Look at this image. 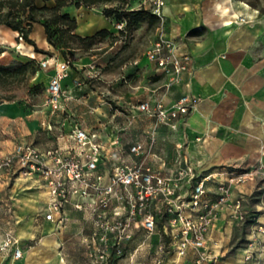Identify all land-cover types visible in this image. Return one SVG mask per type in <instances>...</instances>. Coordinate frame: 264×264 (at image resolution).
I'll use <instances>...</instances> for the list:
<instances>
[{
	"label": "crops",
	"instance_id": "1",
	"mask_svg": "<svg viewBox=\"0 0 264 264\" xmlns=\"http://www.w3.org/2000/svg\"><path fill=\"white\" fill-rule=\"evenodd\" d=\"M39 2V5L54 4L53 0ZM120 3V0H112L96 7L71 4L64 6L62 11L76 19L74 33L85 36L100 29L117 30L113 18L104 15L102 9ZM121 6L136 8V0H123ZM163 12L167 36L177 43L178 51L192 57L190 73L182 74L178 83L167 86V76L154 69L145 53L131 62L126 89L117 88L119 82L113 71H103L98 76L100 85L96 83L93 89L91 81L78 83L82 77L87 78L86 69L81 75L70 65L68 75L61 81L63 95L55 108L47 106L23 116V107L17 101H0V153L11 149L15 135L41 134L43 130L56 132L50 146L31 142L40 151L69 147L72 144L68 137L70 131L82 126L96 134L103 144V160L99 167L106 179L113 164L130 159V143L137 139L148 140L154 118L139 111L138 102L156 97L170 105L186 92L196 96L198 101L178 130L156 128L154 149L164 148L166 170L174 167L175 145L182 141L197 170L264 166V15L255 14L240 0H165ZM234 15L251 16L252 19L242 23L229 22ZM34 24L46 44L43 26L39 22ZM17 35L18 31L0 25V37L7 38V44L12 47L24 49L27 61L44 59L45 53L14 40ZM155 36L156 26L154 39ZM107 53L108 50H104L98 57L97 54L93 56L101 58L99 64L104 66L108 62ZM54 57L58 61L64 59L62 55L55 54ZM91 57H79L73 65L82 69L92 61ZM54 68L51 63L45 69H39L32 78L46 76V86ZM68 101L80 103L79 109L73 110L80 117V123L74 127L69 125V128L65 126L68 125L65 114L72 111V107L66 106ZM147 161L157 164L151 157ZM209 187L213 196L214 184ZM260 191V179L232 189L206 234L205 247L216 255V264L264 263V230L256 229L258 224L264 228V197L258 193ZM240 197L244 215L253 214V221L236 219L233 204ZM47 201V189L37 173L21 175L16 170L0 171V223L3 224L0 225V239L10 230L18 237L21 249L19 257L12 251H0V264H82L84 249L75 248L72 238L83 240L89 232L88 226L82 224L78 231L63 233L72 221L83 219L82 212L68 205L63 228L57 224L58 215L48 209ZM240 223L241 241L234 237V229ZM141 235L142 230L138 229L133 245ZM157 236L153 235L151 241L155 242ZM166 259V264H193V251L188 249L186 255L177 260Z\"/></svg>",
	"mask_w": 264,
	"mask_h": 264
},
{
	"label": "built area",
	"instance_id": "2",
	"mask_svg": "<svg viewBox=\"0 0 264 264\" xmlns=\"http://www.w3.org/2000/svg\"><path fill=\"white\" fill-rule=\"evenodd\" d=\"M164 4L165 0H136L133 9H147L157 18L156 36L146 57L157 72L167 76L169 86L178 83L182 74L192 71V57L178 51L177 43L167 36ZM250 19L251 16L234 15L229 22ZM114 26L124 31L125 21H117ZM51 63L55 68L45 86V103L55 108L63 95L61 81L68 75L70 60L58 61L48 56L38 65L45 69ZM197 101L196 96L186 92L170 105L156 97L139 101L137 109L154 118L148 140L130 143V159L113 164L106 179L99 167L103 144L96 134L82 126L70 131L69 147L42 152L31 142L14 143L9 151L0 153V171L37 173L47 189V207L58 215L57 224L61 227L66 222L68 205L87 217L90 229L84 238L82 264H166V257L172 261L180 259L188 249L193 251V264H216V255L205 247L206 234L233 188L260 179L264 197V166L197 170L182 141L175 145L174 167L166 170L164 148L154 149L156 128L178 130ZM120 152L124 151L120 149ZM148 157L157 164L148 162ZM209 184H214L213 196ZM233 206L236 219H245L241 197ZM138 229L142 235L133 245ZM256 229L264 230L261 224ZM155 234L157 240L152 242ZM18 243V237L8 230L0 239V251H12L19 257Z\"/></svg>",
	"mask_w": 264,
	"mask_h": 264
},
{
	"label": "rangeland",
	"instance_id": "3",
	"mask_svg": "<svg viewBox=\"0 0 264 264\" xmlns=\"http://www.w3.org/2000/svg\"><path fill=\"white\" fill-rule=\"evenodd\" d=\"M37 1V4H40L39 0ZM240 1H242V5L246 6L249 10H254L255 14L264 15V0ZM113 30L114 31H108L105 36L98 39L94 44L91 45V47H85L77 42H73L72 40H68L69 46L62 47L61 42L63 34L59 32L55 26L51 27V41L53 42L52 44L47 41L46 35H44L46 44H43L41 40V32L37 24L32 25L29 37L35 41L37 47L40 50L44 51V58L48 56H54L55 54L62 55L64 59L70 60L71 67H73L79 73H83V70L86 69L85 76L87 78L84 79L85 77H82L80 80H78V83L81 84L83 82L91 81V87L95 89L96 83H98V86L100 85V79L98 76H100L103 71H113L114 76L118 79L119 82L117 88L126 89V80H128V78L131 76L129 74V66L134 59L142 58L145 55L146 50L151 46L154 40V27L148 26L147 22L143 21L133 24L132 28L130 30H127L126 32H121L115 29ZM13 39L17 42H22L25 47H33L19 35V32L17 36L13 37ZM0 42H2L1 39ZM42 46L45 49H42ZM104 50H108V62L106 65L102 66L101 64H99V62H101V58L97 57L99 56V53ZM3 51H5L4 54ZM93 55H96L97 57ZM85 56H92L90 58L92 61L87 63V65L82 67V69L77 67V65H73V61L79 59V57ZM22 62H27V53L26 51H24V49L20 47H12L5 42L0 43V66L13 68ZM38 63L39 62L37 61L35 65L39 70L41 68H39ZM38 70H36V72ZM36 72L34 74H27L24 77L21 75H14L10 83H0V100L4 101L6 100L5 97L10 96L12 100L17 101L22 105L24 110L23 116H27V114L32 113L33 110L44 107L46 108L48 106L45 103L46 94L44 85L46 84V76L42 75L37 77L36 79H33L32 77L36 74ZM107 86L110 87L109 84ZM66 106L72 107V111L70 110L72 113L68 112L65 114L68 123V125L65 124V126H67L68 128L69 125L74 127L75 125H78L80 123V117L77 115V112L73 110L74 108H77L76 110H78L80 107V103L76 102V104H72L71 101H68ZM54 132H56V130H43L41 134L36 133L28 136L15 135L12 141L14 143L20 141H29L34 144H36V142H40L43 146H47L48 144V146H50L53 144V141L55 139ZM258 193L261 194V191ZM76 215L78 216L79 213H76ZM82 216L83 219L81 221H72V223L67 225L66 229L63 230V233L67 231H78L79 227L82 224L84 226L87 225L89 231L90 223L83 213ZM0 225L3 224L0 223ZM62 227L64 228V226ZM234 232V237L239 238V240L241 241V223L238 227H235ZM72 242L75 248L79 250L80 248L84 249V239L79 240L77 237H74L72 238Z\"/></svg>",
	"mask_w": 264,
	"mask_h": 264
},
{
	"label": "trees",
	"instance_id": "4",
	"mask_svg": "<svg viewBox=\"0 0 264 264\" xmlns=\"http://www.w3.org/2000/svg\"><path fill=\"white\" fill-rule=\"evenodd\" d=\"M44 2L47 0H43ZM54 4L41 5L36 3V0H0V25H6L11 29L18 30L19 35L24 38L26 42L33 46L34 51L44 52L40 50L35 41L29 37L32 25L35 22L41 23L44 28L46 39L51 44L52 33L51 27L63 34L62 47L69 46L68 40L77 42L85 47H91L98 39L102 38L108 33L107 29H100L91 35L81 36L74 33L76 28V19L71 17L67 12H63L62 8L66 5L80 6H97L102 3H107L112 0H53ZM116 7L103 8L104 15L113 18V22L125 21V27L121 32H126L132 28V25L137 22L146 21L148 26H156L157 18L151 11L143 8L139 9H125L121 4ZM37 61L32 58L27 62H22L13 68L0 66V83H10L14 75L26 76L27 74H34L38 68L35 63ZM10 100L11 97H5ZM1 101V100H0ZM253 214L245 216L247 221L251 220Z\"/></svg>",
	"mask_w": 264,
	"mask_h": 264
},
{
	"label": "bare ground",
	"instance_id": "5",
	"mask_svg": "<svg viewBox=\"0 0 264 264\" xmlns=\"http://www.w3.org/2000/svg\"><path fill=\"white\" fill-rule=\"evenodd\" d=\"M225 13L227 14V12H226V11H225ZM233 14H234V13H233ZM0 39H1V41H2V42H5V43H7V42H6V41L8 40L7 38H5V37H0ZM11 42H12V41H11ZM11 42H10V43H11Z\"/></svg>",
	"mask_w": 264,
	"mask_h": 264
}]
</instances>
